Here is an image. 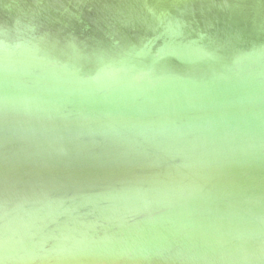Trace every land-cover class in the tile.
I'll return each mask as SVG.
<instances>
[{"label":"water","instance_id":"95a60500","mask_svg":"<svg viewBox=\"0 0 264 264\" xmlns=\"http://www.w3.org/2000/svg\"><path fill=\"white\" fill-rule=\"evenodd\" d=\"M0 264H264V0H0Z\"/></svg>","mask_w":264,"mask_h":264}]
</instances>
